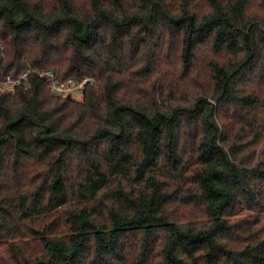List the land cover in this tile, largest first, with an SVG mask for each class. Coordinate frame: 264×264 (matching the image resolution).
<instances>
[{
	"label": "trees",
	"instance_id": "16d2710c",
	"mask_svg": "<svg viewBox=\"0 0 264 264\" xmlns=\"http://www.w3.org/2000/svg\"><path fill=\"white\" fill-rule=\"evenodd\" d=\"M0 264H264V0H0Z\"/></svg>",
	"mask_w": 264,
	"mask_h": 264
},
{
	"label": "built area",
	"instance_id": "2783aa9c",
	"mask_svg": "<svg viewBox=\"0 0 264 264\" xmlns=\"http://www.w3.org/2000/svg\"><path fill=\"white\" fill-rule=\"evenodd\" d=\"M30 71H37L40 75L45 76L49 91L54 95L60 96H72L74 91L81 92L87 82L92 83L95 81L92 77L88 76L79 79H74L73 77L60 78L56 70L52 68L41 70L26 68L18 76L7 74L0 77V93L14 91L18 85L27 86L29 83L28 73Z\"/></svg>",
	"mask_w": 264,
	"mask_h": 264
},
{
	"label": "rangeland",
	"instance_id": "374dc122",
	"mask_svg": "<svg viewBox=\"0 0 264 264\" xmlns=\"http://www.w3.org/2000/svg\"><path fill=\"white\" fill-rule=\"evenodd\" d=\"M71 97L76 98V99H80L81 98V92L80 91H74L72 93Z\"/></svg>",
	"mask_w": 264,
	"mask_h": 264
}]
</instances>
